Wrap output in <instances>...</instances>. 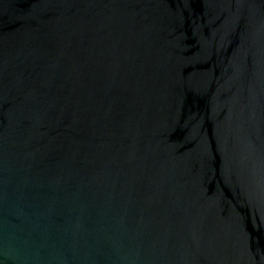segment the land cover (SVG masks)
Returning a JSON list of instances; mask_svg holds the SVG:
<instances>
[{
	"label": "water",
	"instance_id": "95a60500",
	"mask_svg": "<svg viewBox=\"0 0 264 264\" xmlns=\"http://www.w3.org/2000/svg\"><path fill=\"white\" fill-rule=\"evenodd\" d=\"M0 264H264V0H0Z\"/></svg>",
	"mask_w": 264,
	"mask_h": 264
}]
</instances>
